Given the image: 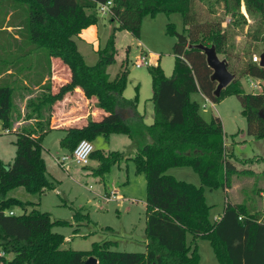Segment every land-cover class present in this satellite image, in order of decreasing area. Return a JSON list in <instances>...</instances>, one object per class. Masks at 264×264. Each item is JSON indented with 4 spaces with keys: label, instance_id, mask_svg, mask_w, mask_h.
Segmentation results:
<instances>
[{
    "label": "trees",
    "instance_id": "trees-1",
    "mask_svg": "<svg viewBox=\"0 0 264 264\" xmlns=\"http://www.w3.org/2000/svg\"><path fill=\"white\" fill-rule=\"evenodd\" d=\"M10 1L15 10L14 23L21 35L16 47L23 43L32 46V51L45 49L48 63L52 59L61 61L70 76L55 86L54 91L50 75L42 85V93L28 100L23 119L35 123L13 130L14 156L9 162L0 159V264H83L89 255L96 257V264H198L196 240L199 237L209 240L220 264H264V213L260 209L250 208L246 201L232 202L226 198L221 215L217 219L210 217L211 204L206 201L205 187L225 189L230 186L232 174L246 170L238 169L230 159L234 153L228 150L221 119L212 114L206 120L200 113L199 102L191 98L193 93H201L210 101L218 102L224 93L234 94L246 120V133L261 139L264 138V85L257 93L246 92L239 77H235L215 96L216 83L210 79L212 70L205 54L177 40L172 45L175 59L171 75H165L159 63L147 66L151 76L153 121L142 123L143 144L134 146L132 155L118 149L105 152L99 147H94L90 154V158L97 160L92 169L97 175H104L124 158L132 159L136 171L145 173L144 250L114 249L111 239L93 241L89 249L63 247L64 234L52 227L71 221L52 217L50 211L37 207L39 201L7 194L19 186L38 194L55 187V181L48 174L42 141L52 130L50 119L54 104L75 89H80L86 99H93L94 106L104 114L81 125L61 127L65 132L59 141L61 146L72 151L82 139L94 141L98 136L110 134H124L133 139L131 122H143L144 117L136 111L138 95L131 99L123 96L126 69H121L113 78L107 72V67L116 60L115 29L127 30L139 37L146 16L178 12L184 25H188L185 35L188 44L214 45L217 53H225L227 32L222 21H194L196 18L189 12L196 0H110L107 13L118 25L113 27L104 47L97 49V61L88 65L74 37L98 22V8L108 0ZM215 1L223 3L231 21L235 22L244 6L250 14H259L264 22V0ZM166 32L175 33L173 23H167ZM32 51L26 52L22 47L15 57L19 60ZM4 54L0 52V56L6 57ZM225 58L228 60L227 55ZM241 73L264 80V67L251 59ZM13 92L9 83L0 84V127L7 132L13 127ZM119 109L132 111L131 118L122 119ZM172 166H190L199 175L200 183L166 172ZM29 205L31 208L27 209ZM14 206H20L22 212H16ZM6 209L14 212L7 213ZM83 216L87 218L81 210L73 212L75 220ZM9 253L12 256L6 257Z\"/></svg>",
    "mask_w": 264,
    "mask_h": 264
},
{
    "label": "rangeland",
    "instance_id": "rangeland-1",
    "mask_svg": "<svg viewBox=\"0 0 264 264\" xmlns=\"http://www.w3.org/2000/svg\"><path fill=\"white\" fill-rule=\"evenodd\" d=\"M241 12L236 15L237 18L234 22L226 18V16L230 17V15L225 14L222 2L215 0H196L194 9L191 7L189 15L192 14V18H196L194 21L197 19L199 21H222V24L226 26L227 40L223 47L225 53H217L218 57L223 59L227 55L228 67L230 71L235 73V77H239L244 90L246 92L257 93L261 91L264 80L242 75L241 72L245 64L250 61L252 54L260 56L264 52V22L261 20L259 14H250L243 6L241 7ZM167 23L174 24L175 33L173 35L166 32ZM96 24L98 42L82 44L81 41L78 42L76 40L79 43V51L82 52L84 60L88 65H93L97 61V49L104 47L113 27L117 26L118 22L111 21L108 13L103 14L99 12L98 22ZM187 28L188 25H184L182 15L178 12H173L169 14L158 13L154 17L146 16L141 24L139 37L133 36L129 31L124 29L114 30L116 60L107 67L108 75L110 78H113L121 69L127 70V83L123 91V96L131 99L137 94L139 98L137 109L144 117L143 122L132 120L131 126L134 131L133 139H129L124 134H115L111 136L110 142H104V137L99 136L93 142L96 147L132 150V146H137L139 143L141 145L143 144L144 135L141 132L142 123L150 124L153 121L151 76L147 66L135 67L134 60L144 51L149 57L153 54L155 56L152 58L153 64L159 63L164 74L171 75L175 59L172 45L177 40V34H187ZM47 57L45 49H39L38 53L36 51L32 54L23 55L19 64L21 73L28 71L31 75L37 76L40 73V69L37 68L44 64ZM9 64H3L1 62L0 70L4 71L9 67ZM31 64L34 67H29ZM58 64L59 68L57 67L56 72L59 73V77L64 78V80L68 79V76L63 74L64 70L62 66L64 65L60 62ZM13 70L15 71L16 69ZM65 70L67 71L66 68ZM15 73L18 74L17 72ZM9 80V76L2 77L0 84H6ZM18 80L21 81L20 79ZM64 80L58 81L59 83H54V85L58 87V84L63 83ZM251 80L256 83H261L259 85L258 83L250 82ZM10 85L14 88L11 109L12 121L13 123L16 121H24L23 118L27 111L25 110L23 113L22 111L19 112V104L17 102L29 93L33 94L32 99H35L42 91L38 92L27 86L24 88V85L20 82H14ZM53 90L55 91L56 88ZM75 94V92L67 93L66 95L70 99L65 101V103L62 100L57 101L53 107L54 114L58 112L59 108L65 107L67 109V106L69 107L74 103L75 101L73 102L72 97ZM76 95L81 96L82 93H77ZM191 97L199 102L200 113L206 120L212 114L217 115L221 119L224 139L227 140L228 150H232L234 153L230 155V159L239 169H256L258 172L253 175L256 181L255 185L261 184L264 187V174L259 171V168L263 167V163H259L256 160L244 159V157L253 156L254 153L264 154V148L261 145L263 140L255 139L246 133V120L241 114V105L237 96L224 93L218 102H212L209 99L204 100L201 93L192 94ZM80 101L83 100L80 99ZM203 103L206 105L203 106ZM75 104L77 105L76 102ZM78 105L80 104L78 103ZM46 115L47 113H45ZM71 115L65 116V119L66 117L69 119ZM60 122L57 121L54 124H59ZM34 123L35 121L33 120L25 121L19 127ZM61 136V130L52 129L44 136L43 140L44 145L49 148L43 150V155L47 161L48 174L55 181V187L38 194L29 193L23 186H19L11 189L7 194L15 195L22 199L39 201L37 207L50 211L52 217L71 221V223L56 224L52 227L53 230L64 234L63 247L89 249L92 247L93 241L111 239L116 240V242H112L111 248L135 251L142 250L143 238L145 237V173L143 171H136L132 159L125 160L120 171L116 165H113L104 175H97L92 172L96 164V159L90 160L88 166H82L71 160H68L62 166L55 159L57 156L59 157L66 153V149L61 148L58 143ZM15 138L16 136L13 131L4 132L0 127V159L3 162L12 160L15 153ZM238 140L241 141L239 142ZM126 161H129L128 166H126ZM166 172L173 174L177 178H182L187 181L194 180L192 182H196V184L200 183L199 175L190 166H172ZM235 174L232 175V179ZM239 175L242 177L240 185L244 186L242 188L244 191L235 190L234 192L236 193L231 191V194H234L236 198H241L242 196L245 198L248 195L247 193L253 192L255 188H253L254 186H250L252 187L251 189L246 186L248 183L250 185V182L246 180L247 177L244 178V175L248 176L249 174L242 173ZM104 187L109 188L112 192L117 189V194L120 197L118 199L106 197V195H110V192H105V195ZM205 196L206 201L211 204V213L218 212L224 205L226 198H229V194L223 188H209L207 186L205 187ZM251 198L247 203L248 206L251 208L250 205L253 203L255 207L264 213L259 196L252 195ZM30 208L31 206L29 205L27 209ZM75 209L81 210L87 215V218L83 216L79 220H75L73 218ZM14 210L16 212H22L23 209L20 206H14ZM187 239H191L190 233H188ZM196 241L199 252L198 264H220L207 238L199 237Z\"/></svg>",
    "mask_w": 264,
    "mask_h": 264
},
{
    "label": "crops",
    "instance_id": "crops-1",
    "mask_svg": "<svg viewBox=\"0 0 264 264\" xmlns=\"http://www.w3.org/2000/svg\"><path fill=\"white\" fill-rule=\"evenodd\" d=\"M12 6L13 5H12V2L10 0H0V52H4L7 55L6 57H0V63L1 62L2 63L3 62L5 63V62L12 61V62H10L11 64H9V67H7L4 71L0 70V79L2 77L9 76V79L10 80L7 81V83L13 84L14 82H20L21 84L27 86L28 88H31L32 90H36V91L40 92V91H42V85L45 84V82L50 78V75H51V78L50 79H51V83L53 82V85H52V90H53L55 88V86H56V85H54V83H59L58 81H63L64 80V78H60L59 77V73L56 72L57 67L59 68L58 62L61 63V61H58L56 59H52L51 63L49 64L48 63V59H47L41 67L37 68V69H40V73L37 76L36 75H31L28 71L25 72V73H21V71H20V68L21 67L19 66V64H20V61L22 60V58L18 60L17 59L18 57H15L16 51L18 49L21 50L22 47H23L24 51H26V52L27 51H32L34 49L29 44L28 45L27 44H23L22 42H21L22 44H20L18 47H16V41L20 39L21 35H19V33L17 31L16 23H14L13 16H14L15 10H14V8ZM226 18H229V17L226 16ZM74 39H75V41L78 40V42L81 41L82 44L83 43H85V44H93V43L98 42L97 41V39H98L97 24L91 25V26L83 29L81 31V33L77 37H75ZM78 42L76 41L77 47H78V50H79V43ZM36 51L38 53V50H36ZM36 51H32V52L34 53ZM19 52H21V51H19ZM81 54H82V52H81ZM142 54L147 55V53L145 51L142 52ZM151 57L153 58L155 56H153V54H151ZM7 60H10V61H7ZM152 64H153V62H152ZM49 65H50V67H49ZM30 66L31 67H34L33 64L29 65V67ZM65 68L67 69V71L65 70ZM13 69H16V70L14 71ZM62 69L64 70V73L63 74L64 75L66 74V76H68V78H69V76H70L69 69L65 65L62 66ZM15 72H17L18 74H16ZM18 79H20L21 81H19ZM66 80H64V82ZM250 82L256 83L253 80H251ZM257 83L259 84L261 82H257ZM74 92L76 94L77 93H82L80 91V89H75ZM76 94L73 95L72 100H73V102L75 101L77 103V105H78V103L80 105L77 106L75 104V102H74L69 107L66 105L67 106V109H65V107H63V108H59L58 109V112L56 114H54L55 111L52 112L51 119H50V127L52 129H58V130H61L62 131V136L59 138V141L65 135V132L61 129V127H63V126H70V125H81V124H84L85 122H87V120L90 119V118L91 119L100 118L104 114L103 111L97 109L94 106L93 99L88 100V99H86L84 97L83 94L81 96L80 95H76ZM193 94H195V93H193ZM32 97H33V94H30L29 93V94L25 95L22 99H20L17 102L19 104V112L22 111V113H23L25 110H27V102ZM202 97L204 98V100H207L208 99L203 94H202ZM79 98L81 100H83V101H80ZM69 99H70L69 96L66 95L62 99V102L65 103V101H67ZM78 99H79V101H78ZM138 103H139V101H138ZM205 105L206 104L203 103V106H205ZM136 111L139 114L141 113V112L138 111L137 107H136ZM119 112H120V115H121L122 119H124V120L130 119L131 116H132V111L127 110V109L126 110L119 109ZM152 112H153V110H152ZM69 114H72V115L69 117V119H67V117L65 119V116H67ZM57 121H61V122L59 124H54ZM22 122H25V120L24 121H16L15 123H13L14 126L12 127V131L14 129H16V127L19 128V125H21ZM222 126H223V124H222ZM240 133H242V132H240ZM46 135H47V133L45 134V136ZM113 135H115V134H110L108 137L102 136V137H104L103 138L104 139V142H110L111 136H113ZM43 140H44V138H43ZM261 140H263V142H261V145L264 148V138H261ZM94 141H91V142H94ZM238 141L240 142L241 140H238ZM225 142L227 144V140L226 139H225ZM42 144H43V146H44L45 149H49V148H47L44 145L43 141H42ZM94 147H96V146L94 145ZM61 148L66 149V151H65L66 153H69L70 152V151H68L67 148H65L63 146H61ZM102 149L105 152H107L109 150H113V149H109V148H102ZM131 149L132 150H123V151L128 152L130 155H132L133 152L135 151V147L132 146ZM66 153H64V154H66ZM54 158H55V156H54ZM245 158L247 160H256L259 163H263V167L259 168V171L262 174H264V154H256V153H254L253 156L244 157V159ZM92 159L93 158H90V160H92ZM90 160H89V162H90ZM125 160H131V159L130 158H128V159L127 158H124L123 160H121V161H119V162H117V163L114 164V165L117 166V168L119 169V171H120V169H122V167H123L122 164H123V162ZM128 162L129 161H126V166H128ZM132 162H133V160H132ZM46 164H47V161H46ZM89 164L90 163H88V165ZM96 165H97V160H96L95 166ZM133 166L135 168L134 162H133ZM241 169H245L246 170L245 173L246 174H249L248 176H245L244 175V178L247 177L246 180H248L250 182V185L248 183L246 186L248 188L250 186H254L253 188H255V189H253V192L251 191V192L247 193L248 195L245 198H244V196H242L243 198L242 197L241 198H236V196H234V194H231V191L233 193H236V192H234L235 190H238V191L239 190H241V191L243 190L244 191V189H242V188H244V186L243 185H240V181H241L242 177L239 174H242V173H236L233 179H232V176H231L230 186H228V187H226L224 189V191H226L227 194H229V198L228 199L231 200L232 202L246 201L248 203V201H250V199H252L251 198L252 195L259 196V200H260V203L262 204V209L264 211V187L261 184L255 185L256 181L253 178V175L255 173H257L258 171L256 169H253V168H241ZM192 181H194V180H191V182ZM195 184H196V182H195ZM250 188L252 189V187H250ZM107 191L111 192L112 190H109V188L107 189L106 187H104V194ZM117 192H118V190L115 189L114 190L115 197L113 199H118L120 197L119 194H117ZM250 206L253 209L257 208V207L254 206L253 203ZM223 207H224V205L222 206V208L218 212H214V213H211L210 212L211 219H217L221 215V213L223 211ZM257 209H259V208H257ZM210 210H211V208H210ZM144 222H145V218H144ZM144 228H145V225H144ZM113 241L116 242V240H113ZM145 241H146V238L144 237L143 238V249L142 250L145 249ZM11 256H12L11 253L6 254V257H11Z\"/></svg>",
    "mask_w": 264,
    "mask_h": 264
},
{
    "label": "water",
    "instance_id": "water-1",
    "mask_svg": "<svg viewBox=\"0 0 264 264\" xmlns=\"http://www.w3.org/2000/svg\"><path fill=\"white\" fill-rule=\"evenodd\" d=\"M177 41L182 43L186 47H195L200 49L206 57V62L209 68L212 70L210 79L216 83L214 95L219 96L221 90L224 89L234 78L235 74L228 68V62L225 58L220 59L216 52L214 45H205L202 43L188 44L187 37L183 34H177ZM260 60L258 65L264 67V52L260 54ZM264 116V115H263ZM97 259L94 255H89L83 264H96Z\"/></svg>",
    "mask_w": 264,
    "mask_h": 264
},
{
    "label": "built area",
    "instance_id": "built-area-1",
    "mask_svg": "<svg viewBox=\"0 0 264 264\" xmlns=\"http://www.w3.org/2000/svg\"><path fill=\"white\" fill-rule=\"evenodd\" d=\"M111 5V1L108 0L105 4H102L99 6V11L103 14H106L108 12L109 6ZM252 62L259 63L260 57L257 54H252L251 57ZM152 64V57L147 56L145 54L140 53L137 58L134 60V66L135 67H143L148 66ZM4 132H7L5 130ZM94 149V144L90 140L82 139L79 142L76 143L75 147L72 151L66 154H62L61 156H57V161L61 163V165H65L68 160L73 161L74 163L84 165L87 164L90 160V154L92 150ZM106 197H115L114 192H110V195H106ZM5 212L7 213H13V209H6ZM0 254H2V251L0 250Z\"/></svg>",
    "mask_w": 264,
    "mask_h": 264
}]
</instances>
